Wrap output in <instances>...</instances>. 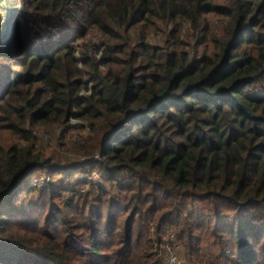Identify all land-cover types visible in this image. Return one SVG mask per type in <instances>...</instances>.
Instances as JSON below:
<instances>
[{"label":"trees","instance_id":"1","mask_svg":"<svg viewBox=\"0 0 264 264\" xmlns=\"http://www.w3.org/2000/svg\"><path fill=\"white\" fill-rule=\"evenodd\" d=\"M0 7V264H168L164 226L189 264H264V0ZM94 167L108 188L29 185Z\"/></svg>","mask_w":264,"mask_h":264},{"label":"rangeland","instance_id":"2","mask_svg":"<svg viewBox=\"0 0 264 264\" xmlns=\"http://www.w3.org/2000/svg\"><path fill=\"white\" fill-rule=\"evenodd\" d=\"M4 8L0 7V14L5 13V9L3 11ZM55 35H50V38L54 39ZM49 41V40H47ZM70 125L72 127L77 126V129L74 128H55L54 130H48V131H36V136L39 137V140H41V142H45L48 143L52 146H56V141L59 140L60 142H70L73 140H82L84 137H87L88 135V130L84 127L86 126V124L84 122H78L76 120H72L70 122ZM83 125V127H82ZM40 132V133H39ZM52 153L54 154V156L56 158H58L60 160V163H58L57 165L59 166V168L61 167H65L66 164H68L71 161H80V162H87L89 160H92L95 157H91V156H87L86 154H81V153H77L75 151V149L70 145L67 144L65 146H63L62 148H54V151H52ZM92 170V169H90ZM60 169H57V171H53L51 170V174L49 173H42V172H38L39 174L37 175V178L40 176L43 178V180H41V182L35 186H32L31 182L32 180L26 181L23 184V187L27 186V183L29 182V185L32 188H35L34 190L36 192H38V190H41L45 187H51V185L53 183H59L62 182L63 183H67L69 185H71L77 192H83L85 190H90L91 188H95L97 187V185H100L102 187L108 188V182L105 180L104 175L102 174L101 171L98 170V168L94 167L93 170L91 172H85L84 175L83 174H79L77 172H75L74 174L77 173V175H74L76 178L73 180H68L66 177H64V175L62 173H60ZM49 172V171H48ZM61 176H63V181H61ZM73 176V177H74ZM79 176V177H77ZM45 178H47V181L45 182ZM81 181V182H79ZM76 184L77 188H80L79 190H77V188L72 185V183ZM89 183H93L95 185L94 186H89ZM111 188V187H110ZM35 192H32L30 195H27L26 197H23V200L25 199H31V197L35 196ZM69 196H71L69 194ZM198 204H196L197 206ZM125 218V216L122 217V221ZM178 232H176L175 228L172 226H164V228L162 229V231L159 232V234L155 235L152 234V238L153 240H157L160 237V241H162L163 239H165L167 241H172L170 242V245L173 244V242L176 244V249L174 250V252H176V255L178 256L179 260L182 261L183 264H189L186 256H185V249H184V245L182 244V242H180L181 240H179ZM162 239V240H161ZM165 242L163 243V245L161 247L165 246ZM161 245V243H160ZM201 250L203 252V263L204 264H209L210 261L212 260V258L214 257V252L212 253L210 250L211 248L208 245H202ZM157 252V250H155ZM167 259V258H166ZM167 263H169V256L167 259Z\"/></svg>","mask_w":264,"mask_h":264},{"label":"built area","instance_id":"3","mask_svg":"<svg viewBox=\"0 0 264 264\" xmlns=\"http://www.w3.org/2000/svg\"><path fill=\"white\" fill-rule=\"evenodd\" d=\"M41 180H43L42 177H38L36 179H34L31 184L32 186H35L37 184H39L41 182ZM45 182L47 181V178L44 179ZM170 242L172 241H167L164 248L167 250L168 256H169V263L170 264H183L181 260H179L178 256L176 255V252H174V250L176 249V244L173 242L172 245H170Z\"/></svg>","mask_w":264,"mask_h":264}]
</instances>
